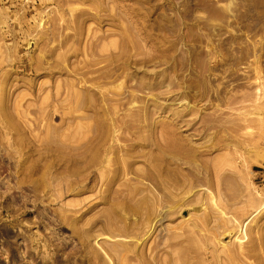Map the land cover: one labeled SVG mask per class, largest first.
<instances>
[{
  "label": "rangeland",
  "instance_id": "rangeland-1",
  "mask_svg": "<svg viewBox=\"0 0 264 264\" xmlns=\"http://www.w3.org/2000/svg\"><path fill=\"white\" fill-rule=\"evenodd\" d=\"M0 100V264H264V0H0Z\"/></svg>",
  "mask_w": 264,
  "mask_h": 264
},
{
  "label": "bare ground",
  "instance_id": "bare-ground-1",
  "mask_svg": "<svg viewBox=\"0 0 264 264\" xmlns=\"http://www.w3.org/2000/svg\"><path fill=\"white\" fill-rule=\"evenodd\" d=\"M3 102H5V101H3ZM0 103H1V105H2L1 100H0ZM4 106H6V103H5ZM4 106H3V107H4ZM3 107L1 106V108H0V118H1L0 121H1V120L3 121L4 119H5V121L8 120V119L6 118V116L8 115L9 112H6V111H7V108H6V107H4V108H6V111L3 110ZM5 112H6V113H5ZM6 114H7V115H6ZM9 115H10V113H9ZM9 115H8V116H9ZM8 116H7V117H8ZM11 119H12V118L10 117V118H9V121H10ZM9 121H7V125L9 124ZM3 122H4V121H3ZM5 123H6V122H5ZM5 123H4V125L6 126ZM11 123H12V122H11ZM11 123L9 124V126L12 125ZM10 127H11V126H10ZM10 127H8V128H10ZM0 128H1V130H2V129H4V130H5V129H8L7 126H6L5 128H4V126H3V127H0ZM0 136H2V138H3V135H0ZM2 138L0 137V140H1ZM1 143H2V140H1ZM1 145H3V144H1ZM42 170H43V171H41V172H44V169H42ZM31 171H33V170L31 169ZM45 171H46V169H45ZM5 172H6L5 166L3 165V163H2L1 160H0V175H3ZM34 172H35V173H33V172H31V173H33L34 176H36V175L38 174L39 176L37 175V176H38L37 178L39 179V177L41 176V175H40L41 172H40V174H39L37 171H34ZM36 172H37V173H36ZM44 173H45V172H44ZM35 174H36V175H35ZM45 175H47V172H46ZM45 175H43V176L46 177ZM41 177H42V176H41ZM39 180L44 181L45 179L42 177V178L39 179ZM239 247H240V246H238V249H237V250H238V253L241 254V252H243L241 255H243L244 253L246 254L245 249H244V251H242L244 247H243V246H242L243 248H242V247L239 248ZM241 249H242V250H241ZM237 250H236L235 255L237 254ZM239 250H241V251L239 252ZM246 251H247V249H246ZM247 252H248V251H247ZM248 254H249V252H248ZM246 256H248V255H246Z\"/></svg>",
  "mask_w": 264,
  "mask_h": 264
}]
</instances>
